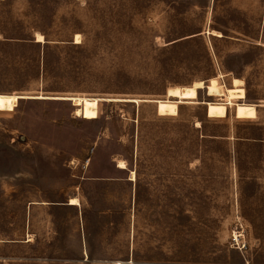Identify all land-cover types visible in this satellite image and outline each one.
<instances>
[{
  "label": "rangeland",
  "instance_id": "obj_1",
  "mask_svg": "<svg viewBox=\"0 0 264 264\" xmlns=\"http://www.w3.org/2000/svg\"><path fill=\"white\" fill-rule=\"evenodd\" d=\"M0 264H264V0H0Z\"/></svg>",
  "mask_w": 264,
  "mask_h": 264
},
{
  "label": "bare ground",
  "instance_id": "obj_2",
  "mask_svg": "<svg viewBox=\"0 0 264 264\" xmlns=\"http://www.w3.org/2000/svg\"><path fill=\"white\" fill-rule=\"evenodd\" d=\"M1 1H3V0H1ZM218 35L221 36L220 34H218ZM75 40H76V42H75L76 44H81V36L80 35H76ZM38 42L39 43L44 42L43 37L41 35L38 36ZM243 85H244V82L242 80H239V79L233 80V86L235 88H240ZM203 88H204V84L202 82H199V83H196L195 85H193L192 87H189V88L171 89L169 91L168 98L178 100L179 104H186V103H190V102H195L198 100V91L203 89ZM206 90L208 91L209 97H218L221 94V88L219 86H209L206 88ZM38 99H44V97H39ZM228 101H229L227 103L228 105L232 104L231 99H228ZM165 103H170V102L167 101ZM77 116L81 117V111L80 110H77ZM118 168H120L121 170H127L126 163L123 161H119ZM132 175H133L132 179L134 180L135 175L134 174H132ZM70 205L78 206L79 203L76 199H72L70 202Z\"/></svg>",
  "mask_w": 264,
  "mask_h": 264
},
{
  "label": "water",
  "instance_id": "obj_3",
  "mask_svg": "<svg viewBox=\"0 0 264 264\" xmlns=\"http://www.w3.org/2000/svg\"><path fill=\"white\" fill-rule=\"evenodd\" d=\"M159 102V101H156V103Z\"/></svg>",
  "mask_w": 264,
  "mask_h": 264
}]
</instances>
